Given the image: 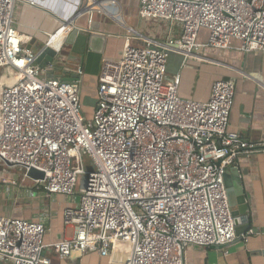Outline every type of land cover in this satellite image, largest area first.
<instances>
[{"label":"built area","instance_id":"2783aa9c","mask_svg":"<svg viewBox=\"0 0 264 264\" xmlns=\"http://www.w3.org/2000/svg\"><path fill=\"white\" fill-rule=\"evenodd\" d=\"M17 1L0 0V68L14 73L12 83H0V162L21 169L45 197L70 199L62 219L72 236L46 244L44 223L0 216V262L97 255L116 264H183L188 247L246 240L252 231L235 230L248 219L233 217L224 177L239 158L264 153V143L228 130L233 82L214 81L206 101L185 99L180 74L168 75L166 62L168 53L181 55L183 67L205 49H230L231 40L244 54L264 52V0H136L138 18L165 23L169 35L144 40L128 30L120 56L101 60L90 118L83 70L72 65L77 78L68 82L38 67L15 28ZM94 12H102L100 0H79L45 46L58 55L76 17L91 24ZM83 155L94 169L83 168ZM30 169L43 178L29 179Z\"/></svg>","mask_w":264,"mask_h":264},{"label":"crops","instance_id":"0c3cea01","mask_svg":"<svg viewBox=\"0 0 264 264\" xmlns=\"http://www.w3.org/2000/svg\"><path fill=\"white\" fill-rule=\"evenodd\" d=\"M122 1L124 3L120 1L121 5L131 2L136 4L133 21L126 18V26L129 27L128 30L137 32L136 25L142 21L137 16V1ZM100 2L102 12L93 13L91 24H88V16L82 15L76 17L75 28L83 34L104 35L106 44L102 60L117 59L124 46L127 30L124 26L107 21L109 16L115 19L114 15L118 16L119 13L108 0H100ZM78 5L79 0H18L14 10L15 28L24 39H28L26 48L35 53L42 49L47 35L54 33L65 21L73 18ZM116 20L121 21L117 18ZM145 21L150 23L152 21L157 26L155 33L159 37L150 33L147 36L139 34L144 40L164 41L169 35L165 23ZM173 34L175 37L178 36V27H173ZM205 39L206 34L202 32L200 40L205 41ZM64 46L65 44L61 46L57 55L60 58L64 57L60 55ZM238 46V41L231 40L230 49H205L202 53L203 59H189L179 72L181 77L179 95L185 99L206 101L214 81L233 82L235 94L228 130L237 133L245 141L255 144L264 143V52L244 54L237 49ZM57 60L60 61L59 58ZM62 60H66L65 57ZM68 62L62 66L59 64L49 66L47 75L61 79L75 77L76 67ZM82 79L81 95L86 94L85 97L95 99V95L91 96L87 86L93 81L96 89V76L84 74ZM85 87L87 90L84 89ZM237 164L239 170L245 173L241 179L247 203L245 217L248 223L245 226H249L248 231L252 233L246 240L238 238L224 248L188 247L184 252L183 264H264V153L250 158L241 157L237 160ZM5 166L0 162V167ZM3 175L0 171V216L44 223L47 229L44 237L46 244L72 236V229L64 226L62 219L63 210L71 205L70 199L62 195L45 197L43 193L25 187L27 185L18 187L14 179H6ZM50 260L51 264H116L111 263L108 258H100L97 255H86L82 258L75 256L62 261L51 255Z\"/></svg>","mask_w":264,"mask_h":264},{"label":"water","instance_id":"95a60500","mask_svg":"<svg viewBox=\"0 0 264 264\" xmlns=\"http://www.w3.org/2000/svg\"><path fill=\"white\" fill-rule=\"evenodd\" d=\"M64 44L70 47L71 52L79 57L77 64H74L75 59H68L69 64L72 63V65L78 66L86 75L97 76L106 44V37L104 35L94 33L83 34L80 33L77 28H74L66 36ZM57 58L61 61L64 57H58L54 50L43 46L42 49L37 52L36 63L41 69L49 66L53 67V65L56 66L60 62ZM182 63L183 57L181 55L168 53L166 73L169 75L178 74L182 68ZM75 78H77L76 75L75 77H69L63 80L71 82ZM82 102L83 105L90 107H94L95 104V100L89 97H84ZM243 175H245V173L241 172L238 168H229L224 177L228 201L233 209L232 215L236 218L245 217L247 210L246 197L241 185ZM26 176L33 180L43 178V174L34 169H30ZM248 228L249 226L237 227L235 233L237 236H240L246 233Z\"/></svg>","mask_w":264,"mask_h":264},{"label":"rangeland","instance_id":"374dc122","mask_svg":"<svg viewBox=\"0 0 264 264\" xmlns=\"http://www.w3.org/2000/svg\"><path fill=\"white\" fill-rule=\"evenodd\" d=\"M117 1H118V3H116V5H114V6H115V8L117 9V11H118V13L120 15L118 13H117L118 16L114 15L115 19L116 18L117 19H121V21H119L120 23H122L121 25L126 27V30H127V32L129 34H132V32L128 31L129 27L126 26V18L128 20H132L133 21V12L136 10V4H135V2H131V4H126V5L122 4L121 5L120 1L122 3H124V2L122 0H117ZM87 21H88V19H87ZM107 21L109 23H112V24L116 23V22H114V20L110 16L107 18ZM156 27L157 26L155 24H153L152 21L150 23V22H147L145 20H142V21H140L139 25H136L135 29L137 30V34H140L141 36H147L149 33L152 34V35H156V33H155V28ZM135 29H133V30L135 31ZM156 36L159 37L158 34ZM60 55L64 56L66 60L60 61L59 62V66H62L66 62H68V59L69 60L70 59H75L74 60L75 61L74 64H77V62L79 61L78 60L79 57L77 55L73 54L71 52V48L68 47V46H64L62 48V51H61ZM13 75H14V73L11 71L10 68H0V83H6V81H8L9 79H12ZM84 84H85V81H84ZM87 88L89 89L91 96H94L95 95V86H94L93 81L91 83L89 82ZM87 88L85 87L84 89L87 90ZM85 96H86V94H82L81 95V104H82V108H83V113H84L86 118H90L93 108L90 107V106H87V105H83L82 101H83V98ZM89 98H93V97H89ZM82 162H83V168L86 171L94 169L91 166V164L89 162V159H88V157L86 155L82 156ZM72 167L73 168L77 167V163L73 162ZM0 171L3 172V174H4L3 177L4 178H6V179H14L15 185H18V187H21L22 185H27L25 187L30 188L32 191H36V188L34 187V184L30 180L23 178V171L21 169H19L17 167H7V166H5V167H0ZM82 179L84 181L85 177H82ZM78 186L80 187V184H78ZM226 190H227V187H226ZM0 264H4V263L0 262Z\"/></svg>","mask_w":264,"mask_h":264},{"label":"bare ground","instance_id":"6f19581e","mask_svg":"<svg viewBox=\"0 0 264 264\" xmlns=\"http://www.w3.org/2000/svg\"><path fill=\"white\" fill-rule=\"evenodd\" d=\"M64 35L63 32L58 34V36L54 39V44L55 46H58L62 41H63ZM14 81V79H9L8 81H6L7 84H10Z\"/></svg>","mask_w":264,"mask_h":264}]
</instances>
